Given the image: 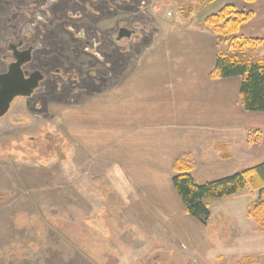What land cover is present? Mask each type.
<instances>
[{"label": "rangeland", "instance_id": "rangeland-1", "mask_svg": "<svg viewBox=\"0 0 264 264\" xmlns=\"http://www.w3.org/2000/svg\"><path fill=\"white\" fill-rule=\"evenodd\" d=\"M38 1L0 0V53L8 40L22 36L25 22L35 21L34 10L45 2L36 9ZM227 5L245 12L252 8L245 0H147L141 12L124 7V14L133 11L132 19L148 29L123 53L107 49L113 66L100 71L104 80H82L80 96L72 100L68 83L55 92L48 78L34 98L14 101L0 119V264H240L243 259L264 264V230L247 216L260 198L257 192L207 201L211 218L203 226L184 210L162 214L105 157L115 144L117 121L130 116L136 105L131 100L140 87L133 85L138 80L169 82L153 70L163 62L174 75L185 77L191 71L193 39L213 35L206 20ZM49 8L54 19L42 25L43 48L34 61L46 74L58 63L71 62L69 35L56 39L63 30L53 25L57 14L67 12L66 0ZM213 41L217 51L226 50V39ZM53 43L54 50H46ZM263 52L233 54L264 61ZM200 55L203 63L207 56ZM261 135L254 127L244 143L204 145L191 161L202 174L211 169L207 165L225 163L222 154L229 162L264 163V146L253 143L261 142ZM167 199L173 209V200Z\"/></svg>", "mask_w": 264, "mask_h": 264}, {"label": "crops", "instance_id": "crops-1", "mask_svg": "<svg viewBox=\"0 0 264 264\" xmlns=\"http://www.w3.org/2000/svg\"><path fill=\"white\" fill-rule=\"evenodd\" d=\"M251 5L253 16L242 26L240 34L247 39L264 41V0H256ZM214 37L197 35L193 39L196 48L190 54L193 59L187 64L191 71L185 77L174 75L171 66L163 62L155 64L153 70L163 72L170 78L169 82L156 85L154 81L138 80L132 84L133 88L140 87L137 96L131 100L136 105L133 103L135 106L130 116L117 121L120 125L114 129L115 144L111 147L112 152L105 156L115 162L126 181L164 215L173 216L180 210L185 212L172 184L173 168L180 158L185 155L192 156V160L198 158L202 147L213 142L227 147L229 142L244 143L242 138L254 127L262 134L259 145L264 146V113H248L243 109L240 78H210L220 51L216 49ZM258 49L263 51L264 45ZM196 54L207 57L200 63ZM191 73L194 78L189 76ZM246 149L248 151L249 147L242 151ZM228 160L224 159L225 163H217L215 167L207 165L211 169L205 174L197 172L194 165L192 175L195 181L205 184L264 164L251 165V161L244 164L245 160L241 164ZM225 165V171L219 173L220 167ZM167 197L173 200V209L167 203Z\"/></svg>", "mask_w": 264, "mask_h": 264}, {"label": "flooded vegetation", "instance_id": "flooded-vegetation-1", "mask_svg": "<svg viewBox=\"0 0 264 264\" xmlns=\"http://www.w3.org/2000/svg\"><path fill=\"white\" fill-rule=\"evenodd\" d=\"M40 1L42 0L34 5L36 9ZM44 1L43 4H39V9L33 12L35 21L25 22L21 31L22 36L17 40H8L0 53V63L3 66L0 75L8 73L11 66L18 64L25 80L35 76L41 80L30 97H19L15 100L34 98L48 78H51L53 85L56 86L55 92L63 90V84L68 83V89L72 90V100H74L76 95L80 96V91L77 89L82 86V80L93 82L104 80L100 71L108 70L113 66L112 63L107 62L105 55L107 49L113 48L119 54L123 53V49L129 44L142 38V29H148V26L142 25L136 16L132 19L133 11L130 10L133 14H124V7H137L135 10L141 12L147 0H66L67 12L64 13V17L57 14L53 25L62 27L63 30L61 36L56 34V39H62L64 33L69 35L71 46L67 52L71 56V62L68 61L67 66L66 62L60 63L61 65L58 63L46 74L41 66H34V61H36V53L43 48L42 25L48 23L47 18L54 19V13H51L52 10L49 7L51 5L55 7L59 0ZM153 8L156 7L153 6ZM28 16L27 19L32 15ZM129 19H131L130 22ZM32 38L34 42L29 41ZM52 49L54 50V43L46 50ZM57 53L58 51L54 52V55ZM82 74L85 78L81 77ZM84 88L87 89V87ZM76 91H78L77 94Z\"/></svg>", "mask_w": 264, "mask_h": 264}, {"label": "trees", "instance_id": "trees-1", "mask_svg": "<svg viewBox=\"0 0 264 264\" xmlns=\"http://www.w3.org/2000/svg\"><path fill=\"white\" fill-rule=\"evenodd\" d=\"M245 1L252 4L256 0ZM252 16L250 11H238L232 5H227L206 20L207 26L216 38L227 40V51L217 52L210 78L212 80L240 78V99L243 109L248 113H264V61H253L245 57L242 59L233 54L235 51L255 50L264 44L263 40L247 39L239 35L241 27L250 21ZM221 158L230 157L222 154ZM193 170L191 157L187 155L180 158L173 168L172 184L187 215L206 226L211 218L207 201L236 197L246 191H252L257 192L260 198L249 208L247 216L258 228L264 230V164L205 184H198L195 181ZM240 264H249V261L243 259Z\"/></svg>", "mask_w": 264, "mask_h": 264}, {"label": "water", "instance_id": "water-1", "mask_svg": "<svg viewBox=\"0 0 264 264\" xmlns=\"http://www.w3.org/2000/svg\"><path fill=\"white\" fill-rule=\"evenodd\" d=\"M40 81L36 76L25 80L18 64L11 66L8 73L0 75V119L8 114L16 98L30 97Z\"/></svg>", "mask_w": 264, "mask_h": 264}]
</instances>
